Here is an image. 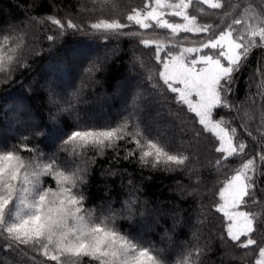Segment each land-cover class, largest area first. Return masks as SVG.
I'll list each match as a JSON object with an SVG mask.
<instances>
[{"label": "trees", "instance_id": "1", "mask_svg": "<svg viewBox=\"0 0 264 264\" xmlns=\"http://www.w3.org/2000/svg\"><path fill=\"white\" fill-rule=\"evenodd\" d=\"M230 2L236 5L228 9L230 16L224 15L225 9L212 10L206 5L196 6L197 9L203 8V13L192 8L189 12L197 16L199 23L213 25L216 33L234 18L245 21L235 26L240 31L249 24L264 22V0ZM143 4L144 0H0V46L4 37L8 36V46L15 48L10 71L0 72V150L17 149V154L26 162L47 163L48 157H55L58 165H64L61 170L66 174L76 172L75 165L81 162L85 182L80 188L86 197L85 207L96 215L108 214L99 206L103 200L113 203L115 209L122 207V201L134 200L130 217L122 210L119 215L123 218L118 216L115 226L122 233L145 244L155 245L162 251L168 264H178L179 261H186V264H255L259 258L258 249L238 248L226 238L225 221L222 214L215 211V205L219 202L218 192L223 182L239 170L248 158H253L257 166L253 175L255 203L249 201L243 210L255 213L264 222V161L259 160V155H264V47L253 48L240 71L235 74L233 90L227 96L229 104L234 107L214 113L215 119H223L226 126L234 127L237 138L249 147L245 155L217 165L216 161L222 154L215 151V137L210 133L194 137V133L201 131V126L194 114L186 106L178 104L175 94L159 80L161 66L155 61L154 48L143 47L135 37L121 36L105 40L103 37L106 33H94L90 28L100 19L119 18L121 22H126L125 17L131 9L140 8ZM48 17L59 19L65 25L72 20L83 31L65 28L61 35L60 28L52 24ZM168 19L173 21V17ZM8 24L18 27L5 30ZM124 31L143 32L138 26ZM156 35L164 40L171 39L170 33L163 29H150L143 38ZM185 35L195 42L207 38L203 34L195 37L181 33L172 43H182L181 37ZM48 36H53L54 40L49 41ZM93 44L95 49L118 46L122 52L111 62L104 57L97 58L94 63L101 68L100 73L84 82L81 96L76 95L72 101L74 107L62 112L60 108L67 106L51 102L55 95L52 96L49 87L58 90L61 103L63 99L68 100L66 93L60 91L67 79L62 73L78 65V72L85 73L90 66L83 61L79 63L74 52H80V48L93 49ZM131 54L137 62L127 65ZM129 69L140 74L141 78H130ZM45 77L54 78L55 82L47 86V82L45 85L42 81ZM122 82L130 83L131 91L135 86L137 105L145 103V100L146 104L151 101L155 103L138 109L134 113V120L129 121L127 131L133 135L137 131L143 133L147 131L144 126L164 123L166 114L178 116L177 123L167 129L165 141L171 145L173 154L188 156L185 165H171L168 166L170 170H166L164 166L152 168L142 165L138 154L125 159V154L135 148V144L127 140L119 141L118 149L107 148L102 154L94 148L73 152L71 148L65 150L61 147L63 140L78 123L98 127L116 126L128 115L120 110L123 95L119 96L117 87ZM154 82L156 87H153ZM68 83L73 88L76 78L68 80ZM133 97L129 91L125 100L132 102ZM86 101L89 105L84 104ZM158 109L163 115L161 119L154 118V112ZM26 110L37 116L36 124L27 121L23 112ZM76 111H79L77 119ZM12 130H16L15 134L8 135ZM181 134L185 143L176 141ZM191 156H196V162L191 161ZM43 179L47 185L55 186L52 177ZM160 209L176 211L177 215L171 217L166 213L168 216L159 218ZM193 212H197L196 219L203 223L199 232L202 234L199 237L201 242L196 241L195 244L191 243L187 230L183 228L194 221ZM112 213H116L114 209ZM154 223L158 224L153 227L155 235L144 236L148 232L146 225ZM161 232L170 236L168 243L172 246L162 244L159 239ZM6 259L24 264H57L30 246L17 247L13 242L0 238V264H5ZM79 264L98 262L83 257Z\"/></svg>", "mask_w": 264, "mask_h": 264}, {"label": "snow or ice", "instance_id": "2", "mask_svg": "<svg viewBox=\"0 0 264 264\" xmlns=\"http://www.w3.org/2000/svg\"><path fill=\"white\" fill-rule=\"evenodd\" d=\"M197 5H206L212 10L225 9L226 16L231 15L228 9L236 7L230 0H144L142 7L132 8L126 15V22L119 18L100 19L90 28L94 33H106L105 40L135 37L143 47L154 48L155 61L161 66L159 80L175 94L176 102L186 106L198 120L201 131L194 133V137L202 133L215 137V151L222 154L216 164L221 165L230 158L245 155L249 146L237 138L234 127L226 126L223 119H215L214 113L234 107L227 96L233 90L235 74L251 50L264 47V22L249 24L240 31L235 26L245 21L234 18L216 33L213 25L199 23L197 16L189 12L192 8L203 13V8L197 9ZM168 17H176L179 22ZM48 19L60 28L61 35L65 28L83 31L72 20L65 25L59 19ZM132 26H138L143 32L124 31ZM150 29L167 30L171 39L164 40L159 35L143 38ZM181 33L195 37L203 34L207 38L195 42L185 35L181 37L182 43H172ZM48 40L53 41L54 37L48 36ZM9 43V37L5 36L0 46V72H9L14 61L15 48H10ZM86 71L91 72L92 68ZM156 86L154 82L153 87ZM50 92L54 93V89ZM75 96V92H69L67 107H61L60 111H70ZM135 100L134 96L131 111L116 126L78 123L61 147L71 148L73 152L94 148L102 154L107 148L118 149V142L127 140L134 143L135 148L125 154V159L138 154L142 165L164 166L166 170H170L171 165H185L188 156L173 154L162 134L137 131L133 135L127 131L129 121L134 120V113L138 111ZM51 102L58 103V100ZM17 151L0 150V238L17 247L30 246L57 264H79L83 257L98 264H168L155 245L145 244L115 226L118 212L96 215L85 207L86 197L80 188L85 182L83 171L66 174L61 170L64 165H58L55 157H48L47 163L26 162ZM259 160L264 161V155H259ZM256 170L255 159L248 158L228 177L219 189L215 211L223 216L226 238L238 248L258 249L255 264H264V222L255 213L243 210L249 201L255 203L253 175ZM44 177H52L55 186L47 185ZM133 203L134 200L125 201L123 211L129 217ZM178 264H186V261Z\"/></svg>", "mask_w": 264, "mask_h": 264}, {"label": "rangeland", "instance_id": "3", "mask_svg": "<svg viewBox=\"0 0 264 264\" xmlns=\"http://www.w3.org/2000/svg\"><path fill=\"white\" fill-rule=\"evenodd\" d=\"M173 21L179 22L178 18H176V17H173ZM14 27L17 28L18 26H14L13 24H8V25H6L4 27V29L8 30V29H13ZM92 46L94 47L93 49H90V48L89 49H86V48L81 49L80 48L79 49L80 52H76V53L74 52V55L75 56L77 55L76 57L78 58L79 63H81L83 61V62H85V64H87L88 66H90L92 68L91 72H87V71L85 73L78 72V67H79V65H78L76 67L70 68L69 72L62 73V75L67 76V79L64 80V83H66V84H65V86H63L64 87L63 90L61 89L60 91L61 92L64 91L67 96L69 95V92H75L76 95L81 96L80 94L82 93V90L84 88L83 87L84 86V82L87 81V80H92L96 75H98L100 73L101 68L98 67L94 63L97 58L104 57V58H107L108 61L111 62L112 59H114L116 55H118V54H120L122 52V50L118 46H116L115 48L114 47H108L106 49H101V48L100 49H95V45L94 44ZM134 61L137 62V60H135V56H133V54H131L129 56L128 61H127V65H131L132 63L134 64ZM52 74H55V73H52ZM128 76H130V78H133V79L134 78L136 79V77L137 78H141L140 74H137L135 72L133 73L130 69H129V72H128ZM74 78H76V85L73 88H70L71 86H69L70 82L68 83V80L70 81V80H72ZM42 81H43V83H45V85H46V82H47V86H48V84H53L55 82V79L54 78L47 79L45 77V79H42ZM129 84L130 83H128V82H122L117 87L119 96L123 95V98L121 99V101L119 103L121 105L120 110L123 111V112H127V113H128V111H131V106L133 105V101L132 102H128V101L125 100L126 93L129 94V91H130L131 94H133L135 96V93L137 91L135 86H133L132 91H131V86L129 87ZM49 89H53V86L49 87ZM54 91H56V92L55 93H51V94H52V96L55 95V99L58 100V103H56V104H58L59 106H61L62 104H65L67 106L68 100L65 99L66 100L65 101L63 99L64 102L61 103V101L59 100L61 98L60 94L57 92L58 90H54ZM148 91H149V88H148ZM114 97H115V95L112 96V99H114ZM84 104L89 105V102L86 101V103H84ZM101 104L102 103H100V106H102ZM136 105H137V103H136ZM151 105H155V103H153L151 101V102L146 104V100H145V103L142 102L141 104H138V109H142V108H144L146 106H151ZM23 112L26 113L25 114V118L31 124H36L38 122L37 116H34L33 112L29 111V113H27V110L23 111ZM17 113H20V112L17 111ZM77 115L79 116V111L75 112V119L78 118ZM4 116H5V113H4ZM161 116H163V115H162L160 109H158V110H156L154 112V118L155 119H158L159 117H160V119L163 118ZM6 117H9V115L6 116ZM177 118H178V116H177ZM177 118H176V115L175 116H170L169 114H166V115H164V119H165L164 123L160 122L159 124H154L152 126H150V125L144 126V129H146L148 132H151L153 134H157V133L162 134L163 137L166 139V137H167L166 136L167 129H169L170 126H173V124L175 125V123H177ZM20 131H22V129ZM15 132H16V130H12V131L8 132L7 134L8 135H13V134H15ZM182 135L183 134H181L180 138H176L177 142H181L182 141L183 143H185V141H183V136ZM195 157L191 156V161L196 162ZM75 169L77 171H84V170H81V169H83V166L81 165V162H78L75 165ZM99 206L103 207L104 210L107 211V213L112 212L113 209H114V211L116 213L117 212L118 213H122V210L125 209V202L124 201L121 202L120 206H122V207H120L119 209H115L114 208L115 206L113 205V203L111 204V203H109L108 201H105V200H103L101 205H99ZM169 211H170V213H169ZM158 213H159L158 214L159 218L168 216L169 214H170L169 216H171V217H175L177 215V212L176 211H172V210H168L166 212V211L160 209V210H158ZM166 213H168V215H165ZM196 215H197V212H195V213L193 212V216L195 217L194 221L191 222V224H189V225L187 224V225H185L183 227L184 229L187 230V233L190 236L192 244H195L196 241H198L200 243L201 242L200 238H201V235H202L199 232L201 231L200 227H202L203 223H201L200 221H198L196 219ZM119 218L122 219L123 217H121V215H119ZM157 225H158L157 223H154L153 225H146L148 232H146L144 234V236L150 237L152 235H155L156 232L154 231L153 227H156ZM149 234H150V236H148ZM159 235H160L159 239L162 240V242H163L162 244L165 245V247L172 246V245H169V243H168L170 241V236L163 235V232H161ZM175 252H177V250ZM18 262L19 261H15V260H13V261H8L7 259L5 260V264H24V263H20V262L18 263Z\"/></svg>", "mask_w": 264, "mask_h": 264}]
</instances>
